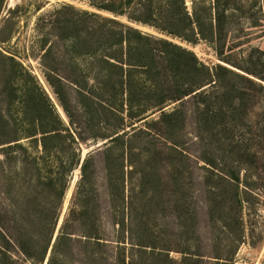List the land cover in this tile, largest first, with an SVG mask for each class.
I'll return each mask as SVG.
<instances>
[{
    "label": "rangeland",
    "instance_id": "rangeland-1",
    "mask_svg": "<svg viewBox=\"0 0 264 264\" xmlns=\"http://www.w3.org/2000/svg\"><path fill=\"white\" fill-rule=\"evenodd\" d=\"M96 2L99 0H4L0 10L1 22L9 8L18 7L13 39L0 46L4 52L16 53L18 62L0 59V140L21 137L32 128L29 118L36 113L47 116L50 126L66 128L79 136L74 142L64 139L54 151L55 162L64 169L68 183L59 225L66 224L71 239L69 258L73 264L85 263L81 225L95 227L108 245L115 246L114 241L120 240L116 223L123 221L124 264H195L188 258L192 255L199 257L198 264H264L261 104L252 107L248 103V117L241 119L240 126L220 132L206 128L210 121L217 122L218 116L215 120L207 115L198 117L194 113L197 101L191 97L176 102L167 99L163 106L154 107L162 94L149 92V84L139 74L131 77L135 87L127 96L91 99L90 105L80 101L76 87L70 83L59 89L61 101L56 96L46 80L43 42L51 45L49 59L57 60L59 74H75L76 67H83L85 62L71 52L65 55L67 47L59 42L60 30L51 26L52 20L74 19L76 11L81 10L96 12L92 5ZM233 5L235 11L227 9V14L233 10L235 17L225 25V55L241 68L253 65L251 57L253 67L264 74V0H235ZM135 26L164 37L148 26ZM173 41L193 51L206 65L217 62L214 49L204 42L190 45ZM158 80L167 83L166 78ZM251 92L264 102L263 91ZM169 93L166 88L165 94ZM34 103L41 108H31ZM175 110L178 114L173 118L162 117L163 112ZM84 113L92 119L90 124H85ZM100 118L104 128L96 125ZM98 130L109 135L115 130L125 134L115 142L90 136ZM232 139L240 146L233 149L229 145ZM19 142L21 147L15 142L10 147L0 144V215L10 232L15 231L12 208L20 213L24 198L33 191L29 179L38 174L35 169L30 171V164H24L22 154L29 162L42 156L40 144L31 143L29 138ZM39 162L40 176L45 178L46 158ZM83 163L85 174L80 167ZM71 165L74 167L70 169ZM234 168L239 169V182L229 179ZM236 190L241 204L236 202ZM137 240H144L149 247L138 248L134 244ZM152 246L165 254L152 257ZM113 249L104 248L105 262L100 264H117L113 263L117 255ZM14 258L16 264H30L19 254Z\"/></svg>",
    "mask_w": 264,
    "mask_h": 264
},
{
    "label": "trees",
    "instance_id": "trees-1",
    "mask_svg": "<svg viewBox=\"0 0 264 264\" xmlns=\"http://www.w3.org/2000/svg\"><path fill=\"white\" fill-rule=\"evenodd\" d=\"M3 2L4 0H0V10ZM189 2L188 7L186 0H99L92 4L96 12L76 11L77 16L74 19L57 17L52 20L51 26L60 30L58 38L59 42H63L67 47L65 55L71 52L81 58L85 64L81 68L76 67L75 74H59L57 60L49 59L53 50L51 45H47L46 40L42 44L43 50L46 47L42 55L47 71L46 80L53 87L60 101V90L64 83H70L76 87L80 101H86L91 105V99L108 100L116 95L127 96L135 87L134 83H131V77L139 74L149 84V92L162 94L155 101L154 107L163 106L167 99L176 102L183 101L188 96L186 99L191 97L197 101L194 113L198 117L207 115V118L215 120L218 116L217 122L210 121V124L206 125L209 130L217 128L216 131L220 132L226 129L229 132L233 131L232 128L240 126L242 120L248 117L246 113L248 103L252 107L261 104L263 111L259 118L264 125V102L258 100L256 94L251 92V90L264 92V74L253 67L255 63L251 57L249 61L250 65H253L241 68L225 55V25L235 17L236 6L233 5L235 0H232V3L231 0H189ZM229 7L234 11L231 10L227 14ZM63 9L72 8L64 6ZM17 10V6L9 8L8 16L0 22L1 47L9 44L13 39ZM101 12L109 15H103ZM124 18L126 21L122 20ZM135 25L148 26L164 37L143 32ZM173 39L190 45L200 42L208 44L214 49L217 62L211 66L206 65L193 51ZM6 52L0 49L1 60L18 63L16 53L9 50ZM237 69L242 70L246 75L239 73ZM158 78H166L167 83L160 82ZM55 82H57L56 86ZM164 87L170 90L169 94H165ZM182 105L183 103L180 104ZM62 106L66 111V107L63 104ZM30 107L41 108L37 103ZM244 110V114L239 115ZM176 114L178 110L163 112L162 117L171 118ZM83 117L86 125L92 122L86 113ZM119 117L123 122L122 115ZM102 119L100 118L96 125L99 124L98 126L104 128ZM29 122L32 128L20 134L21 137L0 140V144L15 142V145L21 147L20 139L29 138L31 143L40 144L42 147V156H35L30 162L29 158L22 154L23 159L26 160L24 164L26 166L30 164V171L35 169L38 174H32L29 179L33 191L24 198L20 213L17 214L18 209L12 208L14 232L6 228L0 215V264H16L15 254L21 255L30 264H73L69 258V251L72 249L69 244L71 239L66 233V224L59 225L68 183L64 177V169L55 162L54 151L59 145L61 146L60 143L64 139L74 142L79 140V136L66 128L50 126L48 117L42 113L33 114ZM261 128L264 129V126ZM118 133L119 131L115 130L109 135L98 130L90 136L110 138L111 142H115L122 140L125 134V132ZM84 138V135H80V139L84 140ZM229 145L233 149L240 146L237 141L234 143L233 139L229 140ZM244 151L248 154L247 149ZM45 158L46 176L41 178L39 160L45 162ZM239 163L236 165L240 166ZM73 167L71 165L70 169ZM80 167L82 174H85L86 164L83 163ZM229 173L230 181L239 182V169L234 168ZM237 191L234 192V196L237 204H241ZM81 216L84 219L83 212ZM116 224L120 240L114 241L115 246L108 245L95 227L81 225L85 248L84 264L105 262L103 255L107 251L104 248L108 247L114 248L112 251H116L117 254L113 258V263H125V248L121 245L124 243L122 241L124 223L118 221ZM134 244L138 248L149 247L144 240H137ZM150 248L152 257L164 253L155 246ZM188 258L198 264V256L192 255ZM215 258L222 261L220 257Z\"/></svg>",
    "mask_w": 264,
    "mask_h": 264
}]
</instances>
